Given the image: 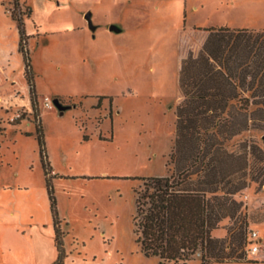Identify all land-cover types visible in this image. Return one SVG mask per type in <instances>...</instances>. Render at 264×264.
Returning <instances> with one entry per match:
<instances>
[{
	"label": "rangeland",
	"instance_id": "374dc122",
	"mask_svg": "<svg viewBox=\"0 0 264 264\" xmlns=\"http://www.w3.org/2000/svg\"><path fill=\"white\" fill-rule=\"evenodd\" d=\"M17 1L0 0V264L56 263L53 199L63 264H159L138 243L136 199L143 177L174 168L181 60L204 29L264 30V0ZM12 13L26 27L41 133ZM235 197L249 219L245 252L258 262L211 264H262L264 185Z\"/></svg>",
	"mask_w": 264,
	"mask_h": 264
},
{
	"label": "trees",
	"instance_id": "16d2710c",
	"mask_svg": "<svg viewBox=\"0 0 264 264\" xmlns=\"http://www.w3.org/2000/svg\"><path fill=\"white\" fill-rule=\"evenodd\" d=\"M12 18L41 133L26 27L22 15L12 13ZM204 30L199 49L188 50L180 64L170 155L174 168L168 175L143 177L137 191V240L144 254L157 257L159 264H187L196 258L202 264L258 262L245 252L249 219L235 195L251 182L264 185V30ZM4 130L0 126V136ZM42 156L45 174L51 177L43 149ZM52 210L55 264H63L66 253L54 199ZM226 218L232 225L224 237L216 236Z\"/></svg>",
	"mask_w": 264,
	"mask_h": 264
},
{
	"label": "water",
	"instance_id": "95a60500",
	"mask_svg": "<svg viewBox=\"0 0 264 264\" xmlns=\"http://www.w3.org/2000/svg\"><path fill=\"white\" fill-rule=\"evenodd\" d=\"M86 18L89 20L90 24H92L91 12H88L86 14ZM110 29H112V31H115V32H120L121 31V28L118 25H116V24H112L110 26ZM54 104L59 106L60 108H63V106L60 104L58 99H54Z\"/></svg>",
	"mask_w": 264,
	"mask_h": 264
},
{
	"label": "built area",
	"instance_id": "2783aa9c",
	"mask_svg": "<svg viewBox=\"0 0 264 264\" xmlns=\"http://www.w3.org/2000/svg\"><path fill=\"white\" fill-rule=\"evenodd\" d=\"M49 104V103H48ZM257 238V232H255V231H253L252 233H251V235H250V238H249V241H250V243L251 242H255L254 240ZM249 247H250V249H251V251H253V252H257L258 250H259V248H258V245H257V243L255 242L253 245H249Z\"/></svg>",
	"mask_w": 264,
	"mask_h": 264
},
{
	"label": "crops",
	"instance_id": "0c3cea01",
	"mask_svg": "<svg viewBox=\"0 0 264 264\" xmlns=\"http://www.w3.org/2000/svg\"><path fill=\"white\" fill-rule=\"evenodd\" d=\"M1 51H4L3 49V45H0V54H1ZM216 232V231H215Z\"/></svg>",
	"mask_w": 264,
	"mask_h": 264
}]
</instances>
